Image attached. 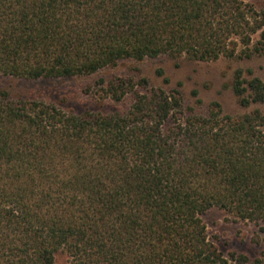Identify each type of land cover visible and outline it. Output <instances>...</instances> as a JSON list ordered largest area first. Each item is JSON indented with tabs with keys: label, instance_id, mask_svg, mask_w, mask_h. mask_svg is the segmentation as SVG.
<instances>
[{
	"label": "trees",
	"instance_id": "16d2710c",
	"mask_svg": "<svg viewBox=\"0 0 264 264\" xmlns=\"http://www.w3.org/2000/svg\"><path fill=\"white\" fill-rule=\"evenodd\" d=\"M161 56H264V10L247 0H0V79L90 76ZM124 113L70 114L0 88V264H264V114L206 115L144 78L99 80ZM241 107L264 81L233 73ZM197 103H200L199 101ZM212 209L258 228V253L223 254Z\"/></svg>",
	"mask_w": 264,
	"mask_h": 264
},
{
	"label": "rangeland",
	"instance_id": "374dc122",
	"mask_svg": "<svg viewBox=\"0 0 264 264\" xmlns=\"http://www.w3.org/2000/svg\"><path fill=\"white\" fill-rule=\"evenodd\" d=\"M247 1L256 9L264 10V0ZM238 69L251 70L254 76L264 81V56L244 61L219 59L215 62L161 56L140 62L123 61L116 67L90 76L37 81L0 79V88H5L11 98L45 102L70 114H111L126 112L132 103L131 97L127 96L119 103L102 99L98 91L99 80L111 77L144 78L150 88L178 90L184 106L198 115H206L213 103H218L227 115H242L254 109L264 114V103L243 108L233 94L232 77ZM202 219L207 235L223 254L237 252L251 258L257 255L259 249L254 242L258 228L254 224L238 221L219 209L208 211ZM55 264H67L66 255L58 253Z\"/></svg>",
	"mask_w": 264,
	"mask_h": 264
}]
</instances>
